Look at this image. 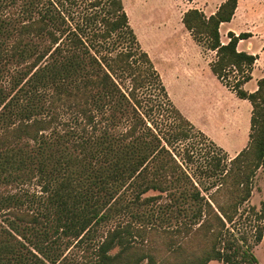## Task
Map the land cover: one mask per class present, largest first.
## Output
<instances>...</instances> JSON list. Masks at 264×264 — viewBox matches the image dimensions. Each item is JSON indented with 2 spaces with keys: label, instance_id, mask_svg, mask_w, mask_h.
<instances>
[{
  "label": "trees",
  "instance_id": "1",
  "mask_svg": "<svg viewBox=\"0 0 264 264\" xmlns=\"http://www.w3.org/2000/svg\"><path fill=\"white\" fill-rule=\"evenodd\" d=\"M8 4L23 19L0 15V59L29 61L30 75L10 97L0 87V183L35 171L46 195L26 194L23 201L0 194V212L8 213L0 219V264H62L58 247L90 238L118 210V189H132L138 207L168 192L164 213L180 226L167 230L166 255H160L144 240L156 226L116 224L96 243L95 264H259L235 231L264 165V76L255 90L244 89L257 55L237 49L251 34L229 30L228 41L220 40V24L232 19L237 0L222 1L209 16L195 7L182 15L192 38L215 51L212 73L251 104L248 143L233 157L172 102L123 0H0V9ZM34 38L47 45L40 51ZM40 87L52 90L44 103ZM56 124L62 132L45 135ZM24 138L33 147H15ZM246 211L264 222V200ZM263 229L255 227L256 242ZM180 233L188 241L196 237V252L184 254Z\"/></svg>",
  "mask_w": 264,
  "mask_h": 264
},
{
  "label": "rangeland",
  "instance_id": "2",
  "mask_svg": "<svg viewBox=\"0 0 264 264\" xmlns=\"http://www.w3.org/2000/svg\"><path fill=\"white\" fill-rule=\"evenodd\" d=\"M221 1L123 0L129 22L136 33L142 49L147 51L161 78L163 77L162 81L166 86L170 99L185 117L189 115L195 121L197 119L202 123H204L205 117L201 112L207 111L209 107H218L220 111L226 109L235 110L237 108V101L239 100L245 102V107L241 109V113L245 114L246 107L249 108V113H251L250 102L246 99L239 98L233 91L227 89L212 73L209 64L215 59V52L208 49L204 41L196 42L182 23V15L188 8L195 7L204 13H209L216 10ZM0 15L3 17L6 16L7 18L11 17L18 21L23 19V16L19 14V8L16 4H8L3 9H0ZM244 16L246 18H243L241 21L242 28L224 25L219 27L221 41H228L227 32L232 30V28L234 29L232 31L235 33L243 31L250 32V36L254 35L252 40L254 43H256L257 34L261 33V37L264 39V0H237V14L235 18L239 20ZM5 39L7 40L6 45L9 46L14 39L13 34ZM245 39L240 41V43H244L242 50L246 51L247 42H243L246 41ZM33 41L40 51L47 45V41L40 38H34ZM239 49H241L240 46ZM200 55L203 63H207L208 65L203 66L201 64V60L199 59ZM256 55L258 56L257 53ZM27 62L29 61L17 62V59L9 57L0 59V87L4 89L8 97L14 95L21 85H24L26 78L30 75L25 74V71L28 69ZM253 67L254 76L243 86L248 91H253L251 87L256 85V80L262 75L264 76V58H260ZM186 68H193L198 74H195L194 77H190L186 72L182 74ZM16 76L19 78V81L15 84V80L18 79ZM196 76L198 78L197 82ZM38 90H40L41 102L44 103L52 90L47 87H40ZM249 120L250 115L248 118V130ZM243 124H245V120H238L234 127L237 130V128H242ZM195 128L197 127L195 126ZM61 132V125L56 124L53 129L45 131V135L54 138ZM233 136L234 138H238L239 133L233 131ZM247 138L248 133L246 134ZM66 143L69 145V142ZM33 145L34 142L32 140L24 138L18 141L15 147H27L30 149ZM205 146V144H202L199 147L205 149ZM190 166L193 169L195 168L194 164H190ZM26 172L27 170H22L23 175L9 183H0V194L18 195V197H22L23 201L29 198L26 194L31 196V194L36 195L40 193V198L45 196L46 192L42 188V179L40 178L39 181L38 174L35 171L30 173ZM252 185L251 197L248 202L241 206L240 212L238 213L236 221L238 228L236 229L235 227V231L236 235L246 237V244L257 257L259 264H264V229L262 239L259 242L255 241L254 236L255 227L257 225H263L264 228V222H260L251 211H246L251 206L258 209L264 200V165L256 171L252 179ZM155 193L154 191L148 192V194ZM116 195L117 205H119L118 210L108 220L103 222L95 232H92L90 238L85 239L79 245H74L73 243L71 246L66 247L62 243L58 247V253L62 252V257H64L61 261L62 264H95L93 249L102 235L114 225H123L126 223H131L133 226H141L144 223L148 226H156L154 227L155 229L151 228L149 230L152 232L144 240L148 238V244L158 246V254L166 255V248L163 243L165 242L166 234H168L167 230L175 226H180L179 221L176 219H168L169 212L164 213L163 206L170 201L168 192L167 195L166 193L163 194L158 202L141 207L135 206L132 203L131 200L134 197L132 189H118ZM184 205L186 206L185 203ZM25 207L26 204L21 208ZM139 211H147L153 213V215L145 217L148 222L141 221L139 218L133 216L134 213ZM7 214L5 210H2L0 212V219H4V216ZM177 239H180L181 244L185 248L183 251L184 254L196 252V248L198 247L196 237L192 241H188L180 233ZM141 240L142 238L137 236L136 241L140 242ZM48 264L56 263L48 262ZM139 264H147L146 259ZM207 264L225 263L219 260H211Z\"/></svg>",
  "mask_w": 264,
  "mask_h": 264
},
{
  "label": "crops",
  "instance_id": "3",
  "mask_svg": "<svg viewBox=\"0 0 264 264\" xmlns=\"http://www.w3.org/2000/svg\"><path fill=\"white\" fill-rule=\"evenodd\" d=\"M222 1H224V0H222ZM214 11H211L209 13L205 12L204 14L205 15L207 14V16H209ZM236 14H237V7H236V10H235V13H234V16L232 17V19L228 22H222L220 24V26L224 25V26H232L235 28H242L241 21L243 18H246V16L237 20L235 18ZM232 30H234V29L232 28ZM236 34H238V33H236ZM261 36H262L261 33L257 34L256 43H254L252 41L254 38V35L250 36L248 39L246 38L245 39L246 41H243V42H247V46H246L247 52L253 53V54H256V53L258 54L254 65L256 64L257 61H259L260 58H262V57L264 58V39ZM242 40L243 39L239 40L237 43V46H238L237 49L238 50H242V45L244 44V43H240V41H242ZM221 42H227V41H221ZM255 44H256V47H255ZM239 46L241 47V49H239ZM257 50H259V52H257ZM211 51H214V50H211ZM199 59L201 60V64L203 66L208 65L207 63L206 64L203 63L201 55H200ZM185 72H186V74H189L190 77H194L195 74H198V72L195 71L193 68H186L185 71L182 72V74H185ZM251 73H252L251 75L253 77L254 76V67H253ZM197 80H198V78L196 76V82H197ZM246 83H244L243 86H245ZM256 87H257V84L253 85L251 87V90H255ZM244 103L245 102H243L242 100L237 101V108L235 110L226 109V110L220 111V110H218L219 109L218 107L213 108V106H211L208 108L207 111L201 112L203 114V116L205 117L204 123L198 121L197 119L195 121L189 115H187L188 116L187 118H189V120L192 122V124H194L202 132H204V134H206L213 142H215L219 147H221L228 154V156L233 157L234 155H236L240 150H242L247 145L248 139H249V138L246 139V134L247 133L249 134L248 118H249V115L251 117V113H249L250 110L247 107H246L245 114L241 113V109L245 107ZM238 120L239 121L245 120V124H243L242 128H237V130H236L234 125L236 124V121H238ZM249 128H250V120H249ZM233 131H236L239 133L238 138H234Z\"/></svg>",
  "mask_w": 264,
  "mask_h": 264
}]
</instances>
